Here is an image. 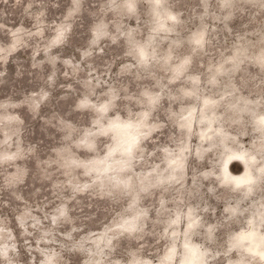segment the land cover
I'll use <instances>...</instances> for the list:
<instances>
[{
  "label": "rangeland",
  "instance_id": "rangeland-1",
  "mask_svg": "<svg viewBox=\"0 0 264 264\" xmlns=\"http://www.w3.org/2000/svg\"><path fill=\"white\" fill-rule=\"evenodd\" d=\"M251 229L264 0H0V264H264Z\"/></svg>",
  "mask_w": 264,
  "mask_h": 264
},
{
  "label": "bare ground",
  "instance_id": "bare-ground-1",
  "mask_svg": "<svg viewBox=\"0 0 264 264\" xmlns=\"http://www.w3.org/2000/svg\"><path fill=\"white\" fill-rule=\"evenodd\" d=\"M122 128L124 129L123 132L125 133L124 134L125 140H129V137L132 136L131 131L128 129V127L123 126ZM235 154H237V153H235ZM230 157H232V155L227 157L226 161L229 160ZM242 160H244V162L246 164L245 170L243 172H241V171L239 172V170H238V173H231L228 171V173H230V175L234 178L235 183H238V184L247 183V180L251 177V174L249 171L250 169L246 163L245 158H242ZM236 161L241 164V161H239V159L238 160L236 159ZM225 176H227L226 170H225ZM244 235H245V239L248 241L249 248L257 256L261 257L264 260V236L255 235L253 229L249 230V232L247 234H244ZM195 258H196L195 252L193 251L191 254V258L189 260L194 261Z\"/></svg>",
  "mask_w": 264,
  "mask_h": 264
}]
</instances>
